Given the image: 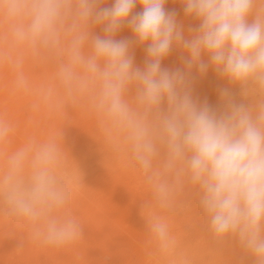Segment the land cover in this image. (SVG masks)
I'll return each mask as SVG.
<instances>
[{"label": "clouds", "instance_id": "9594fccd", "mask_svg": "<svg viewBox=\"0 0 264 264\" xmlns=\"http://www.w3.org/2000/svg\"><path fill=\"white\" fill-rule=\"evenodd\" d=\"M0 0V69L13 91H30L28 63L51 64L53 83L42 84L45 102L86 104L108 145L126 151L149 193L148 230L162 256L174 254L168 221L187 207L195 189L213 242L235 240L264 264V0H181L199 20L185 37L167 0ZM251 18V22H249ZM127 22L147 45L135 66L131 42L115 35ZM101 26L103 35H93ZM182 49L184 67L162 61ZM207 57V60H205ZM212 67L250 102L220 92L222 109L192 94L191 76ZM14 126L0 118V147ZM62 147L55 138L29 140L0 167V209L21 221L45 247L67 248L83 228L66 209L71 193L59 174ZM176 264H192L182 256Z\"/></svg>", "mask_w": 264, "mask_h": 264}, {"label": "bare ground", "instance_id": "6f19581e", "mask_svg": "<svg viewBox=\"0 0 264 264\" xmlns=\"http://www.w3.org/2000/svg\"><path fill=\"white\" fill-rule=\"evenodd\" d=\"M179 3L180 4H178V5H182L181 0L179 1ZM165 5H164V7L166 9ZM112 6H113V0H106V2L101 5V7H109V8ZM183 6H184V4L182 5V7ZM167 7L169 8L170 6L167 5ZM170 8L172 9L173 7L171 6ZM173 9L175 11V8H173ZM142 10H143L142 5L139 3V0H137V3L132 10L131 16H134V15L142 12ZM169 12H171V11L168 10V13ZM175 14H177V13H175ZM182 19H184V18H182ZM176 20H177V22H180V20H178L177 18H176ZM103 34L104 33H103L101 26L98 25V26H95L93 28V35H103ZM115 39H117V40L126 39V40L131 42L132 46L130 48V53L134 56V64H136V62L139 63V59L146 56L147 45L146 44L140 45V44L136 43L135 34L133 33L131 27L127 24V22L121 27L120 31H118L116 33ZM180 53H181L180 55L182 57L186 56L185 52H183V53L180 52ZM178 59H180V58L178 57L177 60ZM166 61H167V59H166ZM144 62H142V63H144ZM53 71H54V69H53V66L51 64H40V63H28V64H26L25 65V72L27 73V75L30 78V91L25 93V92L13 91V76H12V74L7 69H0V118H4V119L8 120L14 126V134L12 136L11 142L5 146L0 147V167L3 166L5 156L8 153H10V152L16 150L17 148L25 145L31 139H35L37 141H42V140H46L49 138L57 139V141L60 143V145L62 147V157L61 158H63V156L66 155L70 149L69 147H65L66 142H63V144H65V146L62 144V140L65 141V139H67V138L69 139V137H71L70 135L72 134L73 130L76 131L77 129H81V131L85 130L87 132V137H86L87 140L84 141L83 143L79 142V145L78 144H77L78 146L76 145L77 149H80V150L83 149L85 151L91 145V143H98V144L101 143V145H103L102 143L106 142L101 131H100V129H99V127H98L97 120H96L95 116L91 113V111L89 110V108L87 107L86 104H78V105H70V106L61 105L58 102V98H54L51 103L45 102V100L43 99V96H42L41 85L42 84L51 85L53 83ZM86 132H84V134ZM76 139H78V138L76 137ZM71 140H72V138H71ZM70 143L72 145L75 144V143H73V141H70ZM107 145L108 144H106L105 146L107 147ZM95 146H97V144H95ZM105 146H102V147L105 148ZM98 147H100V146H98ZM108 148H109V146H108ZM90 149H91V147H90ZM115 150L117 153L118 152L117 149H115ZM79 152H81V151H79ZM79 152H78V154H79ZM64 157H67V155ZM116 157H118V156L116 155ZM114 158L115 157H113V159ZM119 158H121V157H119ZM72 160H74V159H72ZM114 160H117V159H114ZM69 161H70V159H69ZM123 165H124V163H123ZM124 171L122 173H120V175L118 174L119 176L117 175L118 176L117 179H115L116 176L102 175V176L97 177L94 180L95 181L94 184L96 187H100V185L104 184L106 181L109 182L110 180H112L114 182V183L109 184V185L107 184V186H103L104 188H102L103 193H102V196H100L101 198L100 197L98 198L95 195H87L86 198L84 197L85 200L83 201L82 205H80V206L78 205V207L73 206V205L72 206L68 205V207L66 209L68 214H70V215L74 216L76 219H78L83 230H84V226H86L87 223H90L91 225H93L92 227H90L91 229L86 230L87 232L86 231L83 232V237L79 240V241H81V244H82V242H84L91 249L89 248L87 250H80V251L77 250L75 252L73 250H70L69 247L57 249V248L45 247V246H42L40 244H35V246H33V247H27L25 245L22 246L21 244H17L15 246H13L8 238L12 237L13 235L15 236V233H13V235L8 233L9 235L7 234L8 235V237H7L5 234L7 232H4L3 234H5V235H0V264H106L105 263L106 260H104L105 256L111 255V256L117 257V254H119V252L122 253L123 250L125 251L127 249H129V252L131 255L140 256L139 261H136L137 263H134V264H150L145 259L146 253L147 254L149 253L154 257L153 261L151 259H149L152 261L151 264H176L178 259L182 256L191 257V254L194 251L193 250L194 245H191L192 242H190L188 240L189 237L187 239V236H186L184 231L172 232L175 239H176V245H175L173 256L172 257L170 256L171 258L170 257L165 258L163 256H162L163 257L162 258L160 256V253H159L160 251L158 252V250L156 249L155 242L151 239L152 238L151 234H149L148 231L145 234H139V235L136 234L135 232H133V229H132L133 225L137 222L142 221V217H141L140 213H142V212L155 213L156 210L147 206V204L145 202L144 203H140V202L138 203L135 201V203H132L129 200L123 201L121 199H118L119 195H128V197L132 195V192L129 189V187H127V185H125L127 183L126 182L124 183V177H125V174L127 172L126 170H124ZM136 173H137V171H136ZM123 175H124V177H123ZM133 175H134V173H133ZM136 175H135V177H136ZM130 176H131V174H130ZM140 179H141V177H140ZM141 185H142V182H141ZM190 190H192V189H189L188 191H190ZM97 192L99 193V191H97ZM186 192H187V190H186ZM71 193H73V192H71ZM190 193H187V194H190V195L195 194V193L192 194V192H190ZM89 194H92V193L89 192ZM82 196H83V194H82ZM138 196H140V195H138ZM125 198H126V196H125ZM141 198H142V196H141ZM141 200L142 199H140V201ZM148 200H149V198L146 201H148ZM184 200H185V197H184ZM194 202H195V200H194ZM115 207H119L120 211L122 208L123 212L121 214L118 213L120 215L113 213L114 211L112 212V210ZM189 207H191V206H189ZM195 207H196V205H195ZM193 208H194V205L192 206V209ZM119 210H117V211H119ZM114 214H116V215H114ZM174 217H175V215H174ZM182 217H184V216H182ZM200 218H198V219H200ZM185 219H183V220H185ZM1 220H3V219L1 218L0 221ZM198 222H200V221H198ZM171 223H173V221ZM192 223H193V220H192ZM194 223H196V222H194ZM205 223H206V220H205ZM18 224H19V222H18ZM16 226H18V225H16ZM21 226L20 227L18 226V227L21 229ZM22 227H24V225ZM186 227H188V226H186ZM183 229L184 228L182 227V230ZM14 230H13V232H14ZM21 231H23V229H21ZM11 232H12V230H11ZM20 235H21V237H25V236L30 237L28 228H26L24 230V232H19V236ZM191 235H192V233H191ZM199 235H200L199 236L200 240L203 239V241H201L202 244L198 247L199 249L197 248V251H199V252L205 251L208 253V256L202 258L201 253H200V255L198 257H196L195 260L192 261V264H242V260L240 258L242 255V250H241L240 246L237 245V242L235 240H227L222 244H216L215 242L212 241V239L210 237V234H209L208 229H207V225L200 229ZM123 237H124V240L126 239L125 237L129 238V240H132L131 244H128L125 246L122 244H121L122 246L118 245L117 243H120V241L123 240ZM118 240H119V242H118ZM85 248H87V247H85ZM141 249L146 250V253L144 254L143 251L141 252L140 251ZM12 250L18 251L19 253L21 252L20 254H22V255H20V257L19 258L17 257V259H16V255L11 252ZM53 250L55 251V254H53V255L54 256L56 255V258L51 257L49 260L45 261L46 255L49 254ZM69 250L72 254H75V257L77 259H75V261H73V262H68V263L63 262L62 261V258H63L62 255H65L67 252H69ZM18 252H17V254H18ZM129 252H127V253H129ZM10 253H12V256H11L12 258H13V254L15 255L14 256L15 260L10 258ZM235 254H236V257L239 256L237 259L234 258ZM125 255H126V253H125ZM126 257H128V256L126 255ZM126 257L124 260H126ZM146 257H147V255H146ZM118 258H119V256H118ZM56 260L57 261L61 260V262L58 261L59 262L58 263ZM118 260H120V259H118ZM115 262H116V260L114 261V263Z\"/></svg>", "mask_w": 264, "mask_h": 264}, {"label": "rangeland", "instance_id": "374dc122", "mask_svg": "<svg viewBox=\"0 0 264 264\" xmlns=\"http://www.w3.org/2000/svg\"><path fill=\"white\" fill-rule=\"evenodd\" d=\"M179 1L180 0H167V2L165 3L166 4L165 5L166 6L165 11L167 13H168V10L171 11L169 13H172V12L177 13L175 15H176V18L178 20H180V22H181V23L178 22V24L182 26L185 37H190V35L192 33L189 32V29L190 28H192V29L197 28L198 25H199V20L195 19L194 17H189V16L186 17L185 12H184V7L185 6L182 7L183 3H181L182 5H178V4H180ZM167 5L170 6V7L172 6L173 8H175V11H174L173 8H172L173 10L170 7L168 8ZM182 18H184V19H182ZM249 22H251V18H249ZM180 52L183 53L184 51H182L180 48H177V47L174 46L173 49L171 50L170 54L166 57L167 61H166V59H164L162 61L163 62L162 63V67L163 68H167L169 70H171V69L175 70V69H178V68H183L184 67L183 60H184L185 56L182 57L180 55L181 54ZM178 57L180 59L177 60ZM145 59H146V56H144L143 58L139 59V63L136 62L135 66H138V67L144 66V63H142V62H144ZM205 60H207V57H205ZM191 87H192V94H193V96L195 98L199 99L200 101L207 100L209 105H211L214 109H217V110L222 109V102H221L220 92L223 89H229L231 94H232L233 99L236 102H242V101L243 102H250V100H251V98H247V99L244 98L241 95V91H240L238 86L231 85L226 79L221 78L212 67H209L207 73L204 74V75L199 74L198 71L194 68L192 70V76H191ZM84 132H86V131L85 130L81 131V129H77L76 131L73 130L72 134L70 135L71 137H69V139L67 138V139H65V141L62 140V144H63V142H66L65 143L66 146H65V144H63V145L65 147H69L70 148L69 152H67V154L65 153L67 155V157H64V156H66V155H64L63 158H61L60 165H59V174L61 176V179L63 180L65 185L68 187L70 193L73 192V193H71V195L72 194L73 195L71 196V200H70L69 205L70 206L73 205V206H76V207H78V205L79 206L82 205V203L85 200L87 195H95L96 197L99 198L100 196H102V193H103V189L102 188H104L103 186H107V184L109 185V184H112L114 182L112 180H110L111 182L110 181L109 182L106 181L104 184H101L100 187H96L95 184H94L95 183L94 180L97 177L102 176V175L116 176L115 179H117V177L120 175V173H122L124 170L127 171L126 174H125V177L123 175L124 183L125 182L127 183L125 185H127V187H129V189L132 192V195L129 196L130 198L128 197V195H119L118 199H121L123 201H125V200L128 201L129 200L132 203H135V201L138 202V203L139 202L140 203H144V202L146 203L147 202L146 200L149 198V193L147 192L148 191L147 187H146V185L144 183V180H143L140 172L138 171L137 167L130 160V158L127 156L126 151H124L123 149H120V150H117L118 152L116 153V150L113 147H111L110 145H107V147L105 146L107 144L106 142H105L106 144L102 143L103 145H101V143H99V144L98 143H91V145L85 151L83 149H81V150L77 149V146L79 145V142L83 143L84 141L87 140V138H86L87 137V132L85 134H84ZM76 137L78 139H76ZM71 138H72V140H71ZM70 141H73V143H75V144L72 145L70 143ZM95 144H97V146H95ZM98 146H100V147H98ZM102 146H105V148L102 147ZM108 146H109V148H108ZM90 147H91V149H90ZM79 151H81V152H79ZM78 152H79V154H78ZM116 155L118 157H116ZM113 157H115L114 159H117V160H114ZM119 157H121V158H119ZM69 159H70V161H69ZM72 159H74V160H72ZM123 163H124V165H123ZM136 171H137V173H136ZM133 173H134V175H133ZM130 174H131V176H130ZM135 175H136V177H135ZM140 177H141V179H140ZM141 182H142V185H141ZM97 191H99V193ZM89 192H91L92 194H89ZM190 192H192V194H194V193L195 194L194 195H190L191 194ZM187 193H190V194H187ZM82 194H83V196H82ZM138 195H140V196H138ZM125 196H126V198H125ZM141 196H142V198H141ZM184 197H185L186 202L188 203L187 207L184 210H182V211L178 212L177 214H175V217H174V215H172V216L169 215L168 216V218H169L168 221L169 222L171 220L173 221V223H171L172 221L170 222L172 232H174V231L175 232L184 231L186 236H187V239L189 237L188 240L190 242H192L191 245H194L193 246V250L194 251L191 254V257H189L191 259V261H193V260L196 259V257H198L200 255V253H201V257L202 258L208 256V253L205 252V251H202V252L197 251V248L202 244L201 241H203V239L200 240L199 231H200V229L202 227H205L207 225V222L205 223V220H206L205 216H204L202 210H200L201 208H200V205H199V198H198L196 190L195 189L194 190L192 189L190 191L187 190V192L185 193ZM184 197H183V199H184ZM140 199H142V200L140 201ZM194 200H195V202H194ZM193 205H194V208L192 209ZM195 205H196L197 208L195 207ZM189 206H191V207H189ZM119 209H120L119 207H115L112 210V212L114 211L113 213H116L117 215H120L123 212V210H122V208H121V211ZM117 210H119L120 212L117 211ZM118 213H120V214H118ZM116 214H114V215H116ZM140 214H141V217H142V221L137 222V223H135L133 225V227H132L133 232H135L136 234L139 235V234H145L148 231V233L150 234V232L148 230V220H149L150 216H152L154 214H157V213L156 212L155 213L142 212ZM182 216H184V217H182ZM0 217L3 219V220L0 221V235H5L6 234V236L8 237L9 234L13 235V233H15V236L13 235L14 237L12 236V237L8 238L13 246H15L17 244H21L22 246L25 245L27 247H33V246H35V244H38V243L34 242L33 240H31L30 237H26V236L25 237H21V235L19 236V232H24V230L27 228V227H25L26 225H24L23 222L18 221L16 219L14 220V218L9 217L8 215H6V213L3 211V209H0ZM198 218H200V219H198ZM183 219H185V220H183ZM192 220H193V223H192ZM198 221H200V222H198ZM18 222H19V224H18ZM194 222H196V223H194ZM15 224L18 225L19 227L21 225L22 226L24 225V227L21 226V229H23V231H21V229L18 226H16ZM86 226H84L83 232H85L87 229L88 230L91 229L90 227H92L93 225H91L90 223H87ZM186 226H188L189 228L186 227ZM182 227L186 231L184 229L182 230ZM11 230H12V232H11ZM13 230H14V232H13ZM4 232H7V233L3 234ZM191 233H192V235H191ZM125 238L126 239L124 240V237H123V240H121L120 243H117V244L118 245L122 244L124 246L128 245V244H131L132 240H129V238H127V237H125ZM151 239L153 240V238H151ZM118 242H119V240H118ZM83 243L84 242H82V244H81V241H78L75 244H73L72 246H70L69 248H70V250H73L75 252L77 250H79V251L80 250H87V249L90 248L87 244H85V243L83 244ZM237 245H238V243H237ZM155 246H156V249L159 252V249H158V246H157L156 243H155ZM85 247H87V248H85ZM70 250H69V252H70ZM53 251H51L49 254L46 255L45 261L49 260L51 257H55L56 258V255L55 256L53 255V254H55V251L54 252ZM140 251L141 252L143 251L144 254L146 253V250L141 249ZM11 252L16 255V259H17V257L19 258L20 255H22V254H20L21 252L19 253L18 251H15V250H12ZM17 252H18V254H17ZM69 252H67L65 255H62L63 258L62 257L61 258H62L63 262H67V263L68 262H73V261H75V259H77L75 257V254H72L71 252L70 253ZM127 252H129V249H127L125 251L123 250L122 253L119 252V254H117V257L111 256V255L110 256L107 255V256L104 257V260H106L105 263L106 264H115V263L116 264H134V263H137L136 261H139V257L140 256L131 255L130 252L129 253H127ZM12 253H10V258L15 260V257H14L15 255L14 254H13V258L11 257ZM125 253H126V255L129 258L126 257ZM146 255H147V257H146ZM146 255H145V259L147 260V262H149L151 264L153 259H154V257L151 254H149V253L148 254L146 253ZM118 256H119V258H118ZM160 256L162 257L161 253H160ZM125 257H126V260H124ZM169 257H167V258H169ZM238 257L239 256L236 257V254H235L234 258L237 259ZM117 258L120 259L121 261L118 260ZM240 258L242 260V264H253V258L251 256L247 255L243 250H242V255H241ZM114 259L116 260L115 263H114V261H115ZM149 259H151L152 261L149 260ZM58 261L61 262V260H58Z\"/></svg>", "mask_w": 264, "mask_h": 264}]
</instances>
